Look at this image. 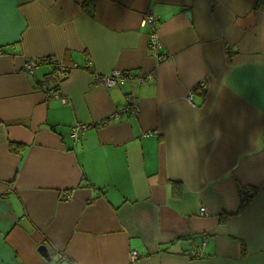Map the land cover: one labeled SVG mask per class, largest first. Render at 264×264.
<instances>
[{
  "label": "crops",
  "instance_id": "0c3cea01",
  "mask_svg": "<svg viewBox=\"0 0 264 264\" xmlns=\"http://www.w3.org/2000/svg\"><path fill=\"white\" fill-rule=\"evenodd\" d=\"M253 3L0 0V264H264V12ZM48 57L70 67L63 81L50 62L24 70ZM113 69L152 79L93 81ZM127 93L139 110L101 124ZM76 122L88 124L78 141ZM187 136L194 156L173 161L170 144Z\"/></svg>",
  "mask_w": 264,
  "mask_h": 264
},
{
  "label": "built area",
  "instance_id": "2783aa9c",
  "mask_svg": "<svg viewBox=\"0 0 264 264\" xmlns=\"http://www.w3.org/2000/svg\"><path fill=\"white\" fill-rule=\"evenodd\" d=\"M157 18L152 13V11L145 12L142 20L143 25H148L150 27V33H149V40H148V46L149 49L153 52V54H157V49L159 46V42L157 39L156 31H155V22ZM4 54V50L2 47H0V56ZM53 62L55 69H56V78L58 82L63 81L69 74L70 67L63 64L60 61H57L51 57L48 58H31L27 60L24 64V70L27 73H33L35 67L40 62ZM152 79L151 74H133L131 70H120V69H113L110 72L103 73V74H94L93 75V81L97 84L103 85L105 88L112 87L116 85L117 83H122L124 81H131L136 80L138 83H143L147 80ZM200 89H203L204 84L201 82L198 86ZM52 95L57 96V92L52 93ZM191 98V95L188 97ZM63 102H66L65 98H61ZM139 110V104L134 96L133 93H127L125 95V105L124 107L114 114H111L109 117L105 118L103 121H101V124L106 123L109 119H115L121 116L122 113L127 114H135ZM88 124L85 122H76L73 126L70 128L69 137L73 140H80L82 134L87 129ZM152 133V132H147ZM250 192H247L246 196H249ZM63 199L69 198V194L64 192L61 196ZM201 214H206L205 208H200ZM205 245V240L203 239L200 243L199 247H191L188 251L187 256L191 259H197L200 258L203 254V249ZM131 257H136V252L134 250L131 251ZM59 258H65V255L60 252ZM75 264V263H72Z\"/></svg>",
  "mask_w": 264,
  "mask_h": 264
},
{
  "label": "clouds",
  "instance_id": "9594fccd",
  "mask_svg": "<svg viewBox=\"0 0 264 264\" xmlns=\"http://www.w3.org/2000/svg\"><path fill=\"white\" fill-rule=\"evenodd\" d=\"M191 145V147H188ZM197 147V140L193 137H184L179 141L173 140L169 146V157L173 161L176 160H189L195 154Z\"/></svg>",
  "mask_w": 264,
  "mask_h": 264
},
{
  "label": "trees",
  "instance_id": "16d2710c",
  "mask_svg": "<svg viewBox=\"0 0 264 264\" xmlns=\"http://www.w3.org/2000/svg\"><path fill=\"white\" fill-rule=\"evenodd\" d=\"M90 5H91V8L89 9L88 8V4H86L85 2L82 4L83 9H85V11L87 13L92 14V11H93V3L91 2ZM253 8L255 10H257V11L264 12V0H254ZM50 63H53V62L51 61ZM54 69H55V66H54ZM55 72H56V69H55ZM55 75H56V73H55ZM11 149L12 150H15L16 149V146H14V145L11 144ZM248 201H249V196H244V198L241 199V202L239 203L236 211L239 212L242 209H244L245 206L247 205Z\"/></svg>",
  "mask_w": 264,
  "mask_h": 264
},
{
  "label": "water",
  "instance_id": "95a60500",
  "mask_svg": "<svg viewBox=\"0 0 264 264\" xmlns=\"http://www.w3.org/2000/svg\"><path fill=\"white\" fill-rule=\"evenodd\" d=\"M39 250H40V252L44 255V256H46V257H48V251H47V249H46V247L45 246H40L39 247Z\"/></svg>",
  "mask_w": 264,
  "mask_h": 264
}]
</instances>
